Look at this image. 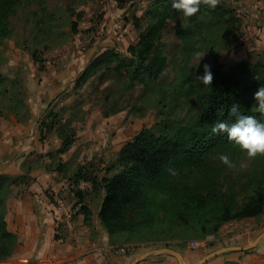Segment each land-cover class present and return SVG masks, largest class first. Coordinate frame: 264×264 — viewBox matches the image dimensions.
<instances>
[{"label":"rangeland","instance_id":"obj_1","mask_svg":"<svg viewBox=\"0 0 264 264\" xmlns=\"http://www.w3.org/2000/svg\"><path fill=\"white\" fill-rule=\"evenodd\" d=\"M154 1L31 0L18 5L11 14V33L0 38V72L10 83H23L28 108L16 115L4 109L6 101L0 96V172L12 180L6 205L7 227L18 231L19 224L30 223V201L25 197L31 195L36 222L45 225L48 212L56 226L57 241L72 232L73 239L82 244L74 246L76 250L92 254L101 249L102 264H123L125 256L129 257L126 264H168L165 260L169 258L179 264L177 257L182 264H233L217 258L226 251L221 249L252 241L261 230L264 232V214L227 222L216 234L202 240L153 239L117 244L110 242L98 219L103 191L97 178L112 175L107 169L120 148L143 128L161 123L167 112H171L169 122L192 119L198 111L193 98L171 93L188 75L211 63L205 44L192 47L182 42L177 32L187 26L188 18L173 13L161 35L167 66L156 85H150L148 94L147 86H137L127 93L118 91L122 76L104 67L78 84L83 72L106 50L128 54L129 46L139 37L135 20L145 27L146 11ZM238 1L220 3L237 15ZM241 25L240 21L233 25L232 37L239 34ZM217 34H221L219 28L206 36ZM230 39L224 49H218L224 69L237 60L233 53L238 44ZM259 56L252 53L247 57L254 61ZM158 94L164 106L156 102ZM127 100L125 110L105 116L113 103L119 106ZM59 125L75 132L74 142L66 151L56 130ZM225 155L236 167L229 168L215 157L213 179L219 188L232 192L239 203L262 178L264 156L248 158L242 150ZM83 204L94 212L90 223L84 221ZM26 208L28 213L19 218L20 210ZM17 248L0 264H15L17 250L21 251ZM56 251L66 256L73 250L59 246ZM35 257L36 252L24 264L35 263Z\"/></svg>","mask_w":264,"mask_h":264},{"label":"trees","instance_id":"obj_2","mask_svg":"<svg viewBox=\"0 0 264 264\" xmlns=\"http://www.w3.org/2000/svg\"><path fill=\"white\" fill-rule=\"evenodd\" d=\"M29 1L0 0V38L10 35L9 18L15 8ZM171 5L172 0H155L146 11L145 27L135 20L139 37L136 44L129 46L128 54L106 50L83 72L78 84L104 67L122 76L118 91L127 93L137 86H147L145 95L148 94L152 90L150 85H156L167 66V56L161 49L167 21L173 13L183 15ZM236 22L239 18L234 11L221 3L214 10L201 5L200 11L188 18L187 26L177 32L184 44L195 47L202 43L208 47L211 63L207 65L213 81L204 85L196 79L204 74V68L188 75L171 94L193 98L198 111L192 119L169 122L171 112H167L161 123L143 128L120 148L107 169L112 175L97 178L103 191L98 219L110 242L202 240L216 234L227 222L264 214V173L239 203L232 192L219 188L213 179L214 158L240 150L226 133H213L214 124L234 123L235 117L229 114L234 104L239 105L240 114L254 116L264 123V114L256 110L254 99V93L264 86V51L254 61L247 57L227 69L219 59L218 49L226 47L229 37L234 42L238 36L232 37ZM218 28L221 34L206 36ZM9 81L0 72L4 109L18 115L28 108L27 89L23 83ZM156 99L163 105L161 94ZM128 103H113L105 116L125 110ZM56 130L62 150H68L74 142V130H66L64 125L56 126ZM11 182L9 175L0 174V262L10 257L19 244L18 236L8 229L6 221ZM81 211L84 221L90 223L91 209L83 204Z\"/></svg>","mask_w":264,"mask_h":264},{"label":"crops","instance_id":"obj_3","mask_svg":"<svg viewBox=\"0 0 264 264\" xmlns=\"http://www.w3.org/2000/svg\"><path fill=\"white\" fill-rule=\"evenodd\" d=\"M238 2L237 17L240 19L239 21L242 25L236 38L238 47L233 53L234 59H237L236 61L247 58L249 54H259L264 51V0H239ZM1 173L3 172L1 171ZM25 199H29L30 201V223L28 225L24 223L22 225L19 224L18 231L15 229L11 231L8 228L19 237L17 249L21 251L17 250L18 255L13 260L14 262L17 261L15 264H24L35 252L36 261H32L35 262L33 264H102L101 249L95 250L92 254L87 253V251L80 252L76 250L74 246H78L81 242H76L73 239L72 232L69 233L70 235H67L68 237L66 236L65 240L60 239L57 241L55 239L56 226L51 220V215L48 212L45 213V225L36 222L38 215L34 213L33 197L30 195V198L25 197ZM50 208L51 206H48V209ZM90 209L94 213L91 207ZM27 210L28 208L25 211L20 210L19 218H21V214L28 213ZM56 213L58 212L56 211ZM102 235L103 241H105L107 239L106 235ZM62 241H64L63 244ZM196 244L201 243L196 242ZM59 246L69 247L73 251L67 252L66 256H61V252L58 253L56 251ZM104 246L107 247V244H104ZM221 250L226 251L222 252L217 258L223 259V261H231L233 264H264V232L261 230L252 241L244 242L243 240L237 246H227ZM81 255L82 257H80ZM76 258L82 259L74 262ZM128 259L129 257L125 256L121 261L123 264H126ZM177 260L179 262V257H177ZM165 262L174 264L170 258L165 260Z\"/></svg>","mask_w":264,"mask_h":264},{"label":"clouds","instance_id":"obj_4","mask_svg":"<svg viewBox=\"0 0 264 264\" xmlns=\"http://www.w3.org/2000/svg\"><path fill=\"white\" fill-rule=\"evenodd\" d=\"M220 0H172V8L183 13V16L190 18L196 15L205 5L211 9H215ZM204 85H210L213 81V74L210 66L204 65V74L197 76ZM254 99L257 102L256 110L264 114V86H261L255 93ZM231 116L235 117V122L230 126L225 122H217L212 127L213 133H226L228 139L234 141L240 150L244 151L248 158L264 156V123L259 122L254 116L242 115L239 112V105L234 104L230 108ZM220 161L229 168L236 165L229 159L228 155H219Z\"/></svg>","mask_w":264,"mask_h":264},{"label":"built area","instance_id":"obj_5","mask_svg":"<svg viewBox=\"0 0 264 264\" xmlns=\"http://www.w3.org/2000/svg\"><path fill=\"white\" fill-rule=\"evenodd\" d=\"M60 206H61L60 208H63V207H62L63 205H60ZM65 213H66L67 215L69 214V212H68V211H66ZM68 216H69V215H68Z\"/></svg>","mask_w":264,"mask_h":264},{"label":"water","instance_id":"obj_6","mask_svg":"<svg viewBox=\"0 0 264 264\" xmlns=\"http://www.w3.org/2000/svg\"><path fill=\"white\" fill-rule=\"evenodd\" d=\"M179 263L182 264L181 261H180V259H179Z\"/></svg>","mask_w":264,"mask_h":264}]
</instances>
